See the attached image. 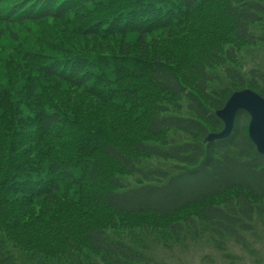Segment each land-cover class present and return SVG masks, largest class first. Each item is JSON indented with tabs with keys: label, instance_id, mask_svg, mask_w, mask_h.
<instances>
[{
	"label": "trees",
	"instance_id": "1",
	"mask_svg": "<svg viewBox=\"0 0 264 264\" xmlns=\"http://www.w3.org/2000/svg\"><path fill=\"white\" fill-rule=\"evenodd\" d=\"M264 0H0V264H166L264 228ZM132 176L128 184L125 177Z\"/></svg>",
	"mask_w": 264,
	"mask_h": 264
},
{
	"label": "rangeland",
	"instance_id": "2",
	"mask_svg": "<svg viewBox=\"0 0 264 264\" xmlns=\"http://www.w3.org/2000/svg\"><path fill=\"white\" fill-rule=\"evenodd\" d=\"M264 64V48L258 46L253 49L251 57L246 56V65L253 62ZM128 184H132L133 177H125ZM248 246H241L230 242L226 248L227 258L210 244H199L189 247H174L172 251H161L158 259L166 264H264V228L256 226L253 233L246 235Z\"/></svg>",
	"mask_w": 264,
	"mask_h": 264
},
{
	"label": "water",
	"instance_id": "3",
	"mask_svg": "<svg viewBox=\"0 0 264 264\" xmlns=\"http://www.w3.org/2000/svg\"><path fill=\"white\" fill-rule=\"evenodd\" d=\"M239 111L248 114V137L257 152L264 155V97L248 88L233 92L224 106L215 111L223 123V128L219 132L207 134L204 142L227 137L233 129L234 118Z\"/></svg>",
	"mask_w": 264,
	"mask_h": 264
}]
</instances>
